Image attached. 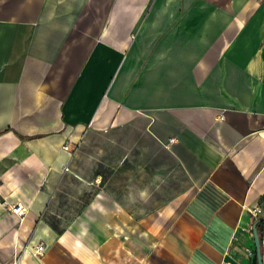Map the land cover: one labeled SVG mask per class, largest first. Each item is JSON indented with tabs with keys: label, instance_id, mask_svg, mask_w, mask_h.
Wrapping results in <instances>:
<instances>
[{
	"label": "crops",
	"instance_id": "1",
	"mask_svg": "<svg viewBox=\"0 0 264 264\" xmlns=\"http://www.w3.org/2000/svg\"><path fill=\"white\" fill-rule=\"evenodd\" d=\"M254 210L264 0H0V264H258Z\"/></svg>",
	"mask_w": 264,
	"mask_h": 264
},
{
	"label": "built area",
	"instance_id": "2",
	"mask_svg": "<svg viewBox=\"0 0 264 264\" xmlns=\"http://www.w3.org/2000/svg\"><path fill=\"white\" fill-rule=\"evenodd\" d=\"M66 151L72 153L73 156L76 155V153L78 152V146L74 145L73 146V141L71 139H67L64 147H63ZM66 171H69L70 169L68 167L65 168ZM11 211L23 216L26 213V209L23 208L22 205H12L11 207ZM260 210H254L251 212L252 216L254 217L255 220H257L259 218V214H260ZM33 252L36 256H43L44 252H45V246L44 244H40L37 245L34 249ZM21 263V258L20 256H16L13 263L12 264H20Z\"/></svg>",
	"mask_w": 264,
	"mask_h": 264
},
{
	"label": "water",
	"instance_id": "3",
	"mask_svg": "<svg viewBox=\"0 0 264 264\" xmlns=\"http://www.w3.org/2000/svg\"><path fill=\"white\" fill-rule=\"evenodd\" d=\"M264 220V217L258 218L253 224V234L256 243L257 250V262L258 264H263V253H262V245H261V236L258 231V225Z\"/></svg>",
	"mask_w": 264,
	"mask_h": 264
},
{
	"label": "trees",
	"instance_id": "4",
	"mask_svg": "<svg viewBox=\"0 0 264 264\" xmlns=\"http://www.w3.org/2000/svg\"><path fill=\"white\" fill-rule=\"evenodd\" d=\"M258 231H259V234L261 236L262 231H263V222L259 223V225H258Z\"/></svg>",
	"mask_w": 264,
	"mask_h": 264
}]
</instances>
